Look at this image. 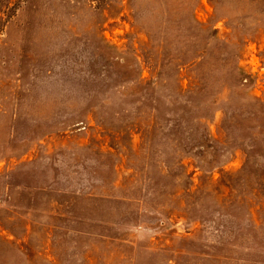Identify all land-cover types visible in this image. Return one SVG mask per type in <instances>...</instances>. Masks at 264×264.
<instances>
[{
    "label": "rangeland",
    "instance_id": "1",
    "mask_svg": "<svg viewBox=\"0 0 264 264\" xmlns=\"http://www.w3.org/2000/svg\"><path fill=\"white\" fill-rule=\"evenodd\" d=\"M0 264H264V0H0Z\"/></svg>",
    "mask_w": 264,
    "mask_h": 264
}]
</instances>
